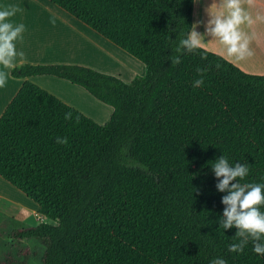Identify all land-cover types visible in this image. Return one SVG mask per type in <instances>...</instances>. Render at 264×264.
<instances>
[{
    "label": "trees",
    "instance_id": "trees-1",
    "mask_svg": "<svg viewBox=\"0 0 264 264\" xmlns=\"http://www.w3.org/2000/svg\"><path fill=\"white\" fill-rule=\"evenodd\" d=\"M49 1L143 63L145 75L126 82L67 64L12 70L26 81L0 117V177L56 223L15 229L13 241H39L42 264H264L251 242L228 251L238 229L220 225L228 193L212 169L226 156L248 165L241 183H264V76L206 49L175 51L192 30L195 0ZM198 67L205 83L194 88ZM36 76L81 87L112 108L110 120L28 80ZM30 253L0 264H28Z\"/></svg>",
    "mask_w": 264,
    "mask_h": 264
},
{
    "label": "crops",
    "instance_id": "crops-1",
    "mask_svg": "<svg viewBox=\"0 0 264 264\" xmlns=\"http://www.w3.org/2000/svg\"><path fill=\"white\" fill-rule=\"evenodd\" d=\"M212 2L213 0H195L194 5L193 24L199 25L197 31L202 34L206 43L213 39L206 34L209 20L206 9ZM8 6L19 9L9 18V22L14 26L23 24L25 29L13 42L17 51L13 61L14 67L4 69L0 65V71L8 73L5 87L0 88V117L26 81L11 75L12 70L20 65H84L101 72L106 69L119 71L118 65L107 62L105 58L108 54L106 48H112L111 42L49 0H0V10ZM244 7L254 21L250 27L244 26V31L251 37L250 47L253 55L240 62L228 61L248 74L264 76V0H253L251 6L245 3ZM204 49L224 57L221 54V47L216 43H208ZM122 72L133 77L144 76L145 65L139 61L137 69L124 68L120 73ZM28 80L100 124L108 118L107 110L93 101L91 99L93 97L79 86L52 76H36ZM5 182L0 177V206L3 201L6 202L5 209L1 210L0 207V224L9 217L12 205L19 206L10 197L14 190ZM35 210L37 215L38 208L35 207Z\"/></svg>",
    "mask_w": 264,
    "mask_h": 264
},
{
    "label": "clouds",
    "instance_id": "clouds-1",
    "mask_svg": "<svg viewBox=\"0 0 264 264\" xmlns=\"http://www.w3.org/2000/svg\"><path fill=\"white\" fill-rule=\"evenodd\" d=\"M252 5L253 0H213L206 9L209 17L206 34L213 39L208 43H216L221 47V54L225 59L240 62L252 57L250 47L251 37L244 31V26H251L254 21L245 10L244 4ZM19 9L8 6L0 10V65L4 69L14 67L13 61L17 56L13 43L24 31L23 24L13 25L9 18L14 16ZM199 25L193 24L187 39H181L180 46L175 51L187 49L189 53L206 48L207 44L197 29ZM22 56L23 53H20ZM173 67L181 64L178 56L171 58ZM199 78L193 82L194 88L204 85V71L196 69ZM8 73L0 71V88H4ZM65 120L72 119V112L65 113ZM77 121L79 117H76ZM67 137H57L56 143L67 145ZM212 169L219 183L216 185L220 192H227L222 203L226 206L220 225L224 230L235 227L238 229L235 238L238 242L228 245V251L243 253L245 247L252 243L253 251L264 256V213L258 206L264 204V183H241L249 175L247 164L231 166L226 156L220 157ZM234 181H239L233 183ZM211 264H227L226 260L217 257Z\"/></svg>",
    "mask_w": 264,
    "mask_h": 264
},
{
    "label": "rangeland",
    "instance_id": "rangeland-1",
    "mask_svg": "<svg viewBox=\"0 0 264 264\" xmlns=\"http://www.w3.org/2000/svg\"><path fill=\"white\" fill-rule=\"evenodd\" d=\"M110 45L112 48H106L108 54L105 58L108 60L107 62L116 64V66L118 65L120 69L119 71H111V69H106L104 72L120 76L124 81L130 82L133 76L120 72L123 71L124 68L132 70L137 69V62L139 63V61L133 59L131 56L121 51L113 44L110 43ZM116 68L117 67H115V69ZM91 99L98 103V105L104 107L108 112L107 120L103 121L101 124L108 122V120L111 118L110 116L113 111L112 108L98 102L94 98ZM9 187L14 190L10 197L14 200L13 202L19 206L12 205L10 210L11 212L8 214L9 217L0 224V260L3 261L9 257L24 260L25 257L22 256L20 252L24 251L25 249H29L31 252V257L28 261V264H42L41 258L45 252V247L39 241L35 239H27L23 240L22 242H16L11 238V234L15 229L33 227L40 224L41 222H48L51 224L56 223L41 217L39 214L36 215L35 207H37V205L13 186ZM0 207L1 210L5 209L6 202L3 201Z\"/></svg>",
    "mask_w": 264,
    "mask_h": 264
}]
</instances>
